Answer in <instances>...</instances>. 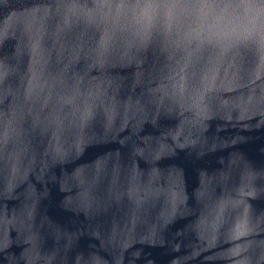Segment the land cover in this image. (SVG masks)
Returning <instances> with one entry per match:
<instances>
[{
    "label": "water",
    "instance_id": "1",
    "mask_svg": "<svg viewBox=\"0 0 264 264\" xmlns=\"http://www.w3.org/2000/svg\"><path fill=\"white\" fill-rule=\"evenodd\" d=\"M0 264H264V0H0Z\"/></svg>",
    "mask_w": 264,
    "mask_h": 264
}]
</instances>
